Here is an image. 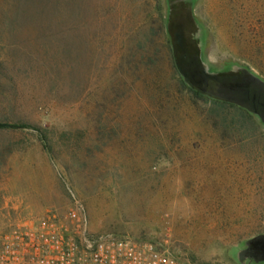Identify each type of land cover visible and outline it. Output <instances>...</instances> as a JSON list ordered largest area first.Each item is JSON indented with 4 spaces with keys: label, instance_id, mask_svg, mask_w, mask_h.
Masks as SVG:
<instances>
[{
    "label": "rangeland",
    "instance_id": "obj_1",
    "mask_svg": "<svg viewBox=\"0 0 264 264\" xmlns=\"http://www.w3.org/2000/svg\"><path fill=\"white\" fill-rule=\"evenodd\" d=\"M12 4L0 238L54 211L191 262L264 264V119L248 107H264V0H58L25 22Z\"/></svg>",
    "mask_w": 264,
    "mask_h": 264
},
{
    "label": "built area",
    "instance_id": "obj_2",
    "mask_svg": "<svg viewBox=\"0 0 264 264\" xmlns=\"http://www.w3.org/2000/svg\"><path fill=\"white\" fill-rule=\"evenodd\" d=\"M81 214L73 202L69 217ZM75 230L56 212L46 211L20 231L0 238V264H200L177 257L155 243L114 234L88 235L85 220Z\"/></svg>",
    "mask_w": 264,
    "mask_h": 264
},
{
    "label": "trees",
    "instance_id": "obj_3",
    "mask_svg": "<svg viewBox=\"0 0 264 264\" xmlns=\"http://www.w3.org/2000/svg\"><path fill=\"white\" fill-rule=\"evenodd\" d=\"M13 1V16L15 19L25 22L30 18L53 17L57 12L58 0H11ZM27 17L26 19H24ZM189 93L193 91L187 89ZM194 94V93H193ZM43 140V139H41Z\"/></svg>",
    "mask_w": 264,
    "mask_h": 264
},
{
    "label": "water",
    "instance_id": "obj_4",
    "mask_svg": "<svg viewBox=\"0 0 264 264\" xmlns=\"http://www.w3.org/2000/svg\"><path fill=\"white\" fill-rule=\"evenodd\" d=\"M232 95V94H231ZM226 97H228V98H233L234 96L232 95V96H226ZM251 102H249V104H248V107L254 112V113H256L257 115H259L260 117H262L263 119H264V107H261V106H259V105H257L256 103H254V96L253 95H251Z\"/></svg>",
    "mask_w": 264,
    "mask_h": 264
},
{
    "label": "crops",
    "instance_id": "obj_5",
    "mask_svg": "<svg viewBox=\"0 0 264 264\" xmlns=\"http://www.w3.org/2000/svg\"><path fill=\"white\" fill-rule=\"evenodd\" d=\"M39 197H40L41 200H43V198H44V194H43V193L39 194ZM37 203H38V202H37ZM39 203H40V202H39Z\"/></svg>",
    "mask_w": 264,
    "mask_h": 264
}]
</instances>
